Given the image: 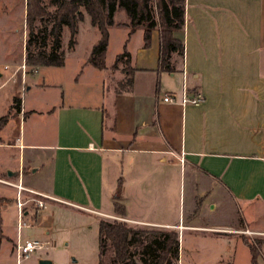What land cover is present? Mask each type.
Listing matches in <instances>:
<instances>
[{"label":"crops","instance_id":"obj_1","mask_svg":"<svg viewBox=\"0 0 264 264\" xmlns=\"http://www.w3.org/2000/svg\"><path fill=\"white\" fill-rule=\"evenodd\" d=\"M25 12L26 0L24 20ZM114 19L116 24L128 21L116 14ZM116 24L108 30L107 50L113 30H120L122 51L129 54L130 88H106L113 62L105 54V68L86 61L85 74L75 79L92 80L94 99L70 97L66 104L41 111L20 98L19 110L8 117L20 115L18 136L6 140L0 135V153L7 157L0 174L46 195L22 190L45 199L44 208L30 210L42 213L48 207L118 218L117 201L125 206L123 220L129 223L176 230L179 264L185 231L192 240L205 241L217 232L230 234L232 226L214 219L224 201L264 197V0H185L183 27L173 32L184 53L173 72L159 67L157 29L144 48L141 28L130 32ZM21 52L24 62L25 47ZM25 74L15 75L21 89ZM183 86L189 95L199 92L201 102L182 104ZM165 92L178 100L163 101ZM177 178L183 180L186 219L180 209L172 217L176 206L170 188ZM152 182L156 186L149 191ZM32 219L31 227L44 224L41 214ZM18 239L19 233L11 240L12 249Z\"/></svg>","mask_w":264,"mask_h":264},{"label":"rangeland","instance_id":"obj_2","mask_svg":"<svg viewBox=\"0 0 264 264\" xmlns=\"http://www.w3.org/2000/svg\"><path fill=\"white\" fill-rule=\"evenodd\" d=\"M23 5L24 0H0V85L10 80L7 85L0 87V125L4 121L1 120L2 117L6 114L9 117L15 110V108L8 109L11 95L30 100L41 111L53 105L57 107L63 103L66 104L76 96L88 95L89 99L91 97L94 99L96 96V93L92 91L90 78L83 76L79 83L75 80L77 77L81 78V74H85V62L88 61L92 46L99 38V32L90 25L88 15L86 14L85 19L80 23L74 50L67 48L68 29H65L62 34V49L65 51L64 66L41 65L33 70L36 66L28 65L25 60L21 62V51L25 47L28 32L22 14ZM48 10L52 11L53 7H48ZM122 17L126 18L123 11L116 13V19L121 20ZM40 26L39 21H37L35 28ZM50 39L47 40L46 50H50ZM121 39L120 30H113L106 52L107 62H114L116 55L122 52ZM125 63V60L121 59L115 69L110 68L112 63L110 64L106 71L108 74L105 82L106 88L114 87L116 90L127 88L126 79L129 75V66ZM125 71H128L126 75H124ZM20 73H26L22 89L20 81L15 78V75ZM25 87H28V90ZM63 94L67 99L64 100ZM11 103L13 106V100ZM19 116L17 113L15 118L7 117L8 121L5 128L0 133L4 139H14L18 136ZM6 162L7 157L4 153H0V169L7 164ZM174 175L176 176V172ZM4 180L13 183L12 179L6 176V172L0 174V264H16L11 240L15 241L18 233L22 241L25 239L50 241L49 248L32 253L30 258L24 260L22 264H38L37 260L41 257L42 259H50L53 261L52 264H98L97 220L105 216H96L95 218L92 215L82 214L80 211L74 212V214L48 207L42 213L33 210V208L30 210L29 207L31 206H35L37 209L42 208L38 207L36 201L44 202L45 199L32 194L23 195L21 193V201L25 202L23 211H27V215H22L23 226L18 229L17 192L15 195V192H12L14 191L13 185L9 186ZM155 186L156 183L152 182L150 188L153 187V189H149V191H154ZM170 189L175 193L176 206V212L172 214V217H177L180 209L181 217L184 216L186 219L187 211L182 208L183 180L177 178L175 182L171 183ZM1 196H7V198ZM136 211L139 215H144L141 213L142 211H138V209ZM40 214L44 217V224L39 229L35 225L31 227L33 223L30 217L36 219ZM152 216L158 217L159 215L154 213ZM214 219L226 226H232L228 230L231 233L217 232L216 238L205 241L202 239L192 240L187 234L188 232L185 231L180 246L179 264H252L251 252L243 238L249 239L256 246L258 251L257 263L264 264V197L249 198L246 201L228 198L224 201L221 212L216 214ZM132 225L139 231L157 229L143 224ZM36 229L40 233H37ZM46 229H49V234L43 235Z\"/></svg>","mask_w":264,"mask_h":264},{"label":"trees","instance_id":"obj_3","mask_svg":"<svg viewBox=\"0 0 264 264\" xmlns=\"http://www.w3.org/2000/svg\"><path fill=\"white\" fill-rule=\"evenodd\" d=\"M184 1L26 0L25 24L28 32L24 60L31 66H62L65 59V51L62 49L63 31L68 29L67 48L73 50L79 22L86 13L90 24L99 32V39L92 46L88 61L97 68H105L108 30L116 24L115 14L123 11L128 21L116 25L126 26L130 32L141 28L144 48L150 45L152 30H158L159 67L173 72L176 59L182 58L184 53L183 42L173 36V32L181 29L184 24ZM48 7H53V10L49 11ZM37 21L41 26L35 28ZM49 38L50 50H46ZM121 59L129 63V54L126 51L118 53L110 68H117ZM126 80L128 90L132 79L128 77ZM13 102L16 106L12 108L17 112L21 99L14 97ZM7 117L8 114L1 120ZM114 215L120 219H98V264H178L179 234L176 230L139 231L123 220L126 216L125 206L117 201L114 202ZM243 239L251 252L252 264H258L256 246L249 239Z\"/></svg>","mask_w":264,"mask_h":264},{"label":"built area","instance_id":"obj_4","mask_svg":"<svg viewBox=\"0 0 264 264\" xmlns=\"http://www.w3.org/2000/svg\"><path fill=\"white\" fill-rule=\"evenodd\" d=\"M162 99L163 101H166V102H175L178 100L177 95H175L174 93H170V92H165ZM201 99L202 97L199 92L195 91L193 94L189 95L187 88L183 86L182 93H181V103L182 104L191 103V104L197 105L201 102ZM4 182L6 184L13 185L17 189V203L16 204H17L18 216H19L18 229H20L21 226H23V223L21 220H22V215H23V206L25 204V202L21 201V198H20L22 190H27L29 192L38 194L43 197H45L46 195H43L41 193H37L31 189H28L22 186L20 182L12 183V182L5 181V180ZM36 202H37L38 207H45V204L43 201L37 200ZM48 247H49L48 242H43L39 239H25L24 241L18 239L15 244V248H14L16 264H22L24 260H27L30 258L32 253L39 251V250L47 249Z\"/></svg>","mask_w":264,"mask_h":264},{"label":"water","instance_id":"obj_5","mask_svg":"<svg viewBox=\"0 0 264 264\" xmlns=\"http://www.w3.org/2000/svg\"><path fill=\"white\" fill-rule=\"evenodd\" d=\"M38 264H52V261L50 259H41Z\"/></svg>","mask_w":264,"mask_h":264}]
</instances>
